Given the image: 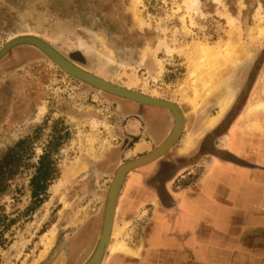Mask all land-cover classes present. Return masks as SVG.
Listing matches in <instances>:
<instances>
[{"label":"rangeland","instance_id":"1","mask_svg":"<svg viewBox=\"0 0 264 264\" xmlns=\"http://www.w3.org/2000/svg\"><path fill=\"white\" fill-rule=\"evenodd\" d=\"M221 1L200 0L203 13H194L188 10L185 0H140L138 4L132 0H0V47L11 36L36 34L67 59L99 77L176 102L186 123L175 144L187 147L203 134L207 139L197 151L203 158L199 154L193 157L200 161L193 167L194 173H189L190 180L203 181L210 176L206 161L210 160L212 142L216 139L218 145H226L223 132L229 111L234 107L233 111L245 117L241 116L238 123L241 135L259 133L262 128L251 130L250 124L259 118L264 120V107L251 111L246 107L264 100V41L260 42L257 33V27L264 25V0ZM257 10L262 15L260 21L255 17ZM219 11H228L234 17L242 29V45L250 55L230 66L220 88L209 93L201 105L192 107L185 99L186 94L190 95L186 55L199 42L224 41L229 27ZM161 41L177 51L168 54L164 44L159 47ZM130 78L134 82L128 84ZM227 96L231 101L217 118L223 124L211 129L219 120L206 124L207 118L216 113L217 103ZM128 101L69 75L30 44L16 45L0 59V157L9 154L19 139L27 138L16 149V173L8 177L0 192V264H81L90 255L98 238L114 168L141 155L131 151L143 135L142 131L138 136L133 134L137 121L129 113ZM189 127L198 130L195 135L190 134ZM56 138L60 145L52 143ZM45 150L50 151L56 172L40 195V203H34L30 178ZM76 162L83 163L82 171L54 192V183L66 167ZM190 168L181 172L186 174ZM167 174L165 170L159 173ZM180 174L169 182L173 192L182 189L180 181H176ZM155 205L141 204L135 209L127 205L125 216L124 208L118 205L113 226L126 222L122 237L137 250V255L139 248L144 250L148 229L154 227L153 221L147 222L145 213L166 209L164 199ZM179 211L176 208L174 214L179 215ZM249 228L244 225L241 237L250 233ZM51 229L55 230L52 245L36 261L44 249L43 234ZM112 238L110 235L101 263L123 264L118 262L126 257L132 264V255L124 257L122 253H114L105 261ZM170 240L177 245L182 241L178 234L171 235ZM211 246L207 238L187 260L196 264L202 250ZM235 247L236 263L230 264H244L243 245ZM257 254V259L264 258V254Z\"/></svg>","mask_w":264,"mask_h":264},{"label":"crops","instance_id":"2","mask_svg":"<svg viewBox=\"0 0 264 264\" xmlns=\"http://www.w3.org/2000/svg\"><path fill=\"white\" fill-rule=\"evenodd\" d=\"M214 103H217V99ZM127 104L131 108L129 113L137 121L133 134L138 136L142 131L143 138H138L135 142H144L145 147L136 151V154L142 155L151 151L167 136L173 126V114L166 108L141 105L131 100ZM233 108L229 111V120L223 132L226 145H218L216 139L212 142L210 160H204L210 167V176L203 181L190 180L189 173H194L193 167L200 161L198 157L203 158L197 151L207 143L205 134L200 139L196 137L195 142L187 147L175 144L168 157H161L138 167L126 176L117 201L124 208L123 216L127 205L135 209L141 204L154 207L161 199L166 203L163 212L161 209L145 211L147 222L153 221L154 227L147 231L144 250L139 248L138 255H132V264H190L187 257L196 254L207 238L212 246L202 250L201 258L196 264L236 263V244L244 247L241 253L246 259L244 264H263L264 258L257 259V253L264 254V242L256 241L258 238L264 239V120H261L262 129L259 133L251 131L241 135L238 123L243 115L240 111H233ZM217 120L219 121L209 128L223 124V121ZM189 128L192 135L198 131ZM218 140L221 141L219 138ZM196 155L198 157L194 159ZM188 166L191 167L189 171L182 173ZM162 170L169 172L168 177L161 178L159 173ZM179 174L176 181H180L182 189L173 192L169 189V182ZM125 186L126 198L122 195ZM176 208H180L181 212H177L179 215L174 214ZM117 214L118 206L114 219ZM244 225L250 227V233L245 232L244 237H241ZM176 233L182 240L178 245L170 240L171 235L175 236ZM151 236H160L161 242L150 243ZM122 254L124 257L130 255ZM125 259L127 261L118 263L130 264L126 257Z\"/></svg>","mask_w":264,"mask_h":264},{"label":"bare ground","instance_id":"3","mask_svg":"<svg viewBox=\"0 0 264 264\" xmlns=\"http://www.w3.org/2000/svg\"><path fill=\"white\" fill-rule=\"evenodd\" d=\"M134 4H138L140 0H132ZM216 3L221 4V0H214ZM188 10L191 12H201L200 0H185ZM219 14L222 18H224L229 27L226 38L221 44H209L206 42H199L196 44L193 51L186 55L188 62V70H187V86L190 91V95H187V91L183 94L185 95V99L192 107H198L201 105L205 97L213 92L217 91L220 88L221 81L224 77L226 70L242 61L245 57L250 55V52L245 49L242 45V29L237 26L234 22V17L227 11L222 12L219 11ZM258 21L261 20L262 15L257 10L256 16ZM258 37L260 42L264 41V25L257 27ZM29 34V33H27ZM24 35L18 34L15 36ZM37 36L36 34H32ZM11 36L9 39L15 37ZM165 45V50L168 54H172L177 51L176 47L169 46L164 43V41L159 42V47ZM159 65L160 62H159ZM134 80L130 78L128 84L133 83ZM264 93V90H263ZM256 95H253V99ZM231 101V97H223L217 103L216 113L213 116L207 118V124H211L218 117L222 115V113L226 110L229 103ZM255 107H264V100L256 103L255 106H251L249 111L254 109ZM44 107L40 108V112H42ZM250 128L252 130L258 131L262 128L261 120L256 119L252 121L250 124ZM145 147L143 142L136 143L135 147L131 151L142 150ZM82 162H76L72 165L65 168L62 173V177L59 178L53 185L52 189L54 192H58L61 187H65L71 179L77 176L83 169ZM122 190V187H121ZM120 190V192H121ZM120 194V193H119ZM122 195H127V187L123 189ZM118 206V203H117ZM126 226V222L123 226L114 225L113 229H111V235L113 238L109 243L108 252L105 255V261L114 253H126L130 255H137V250L133 249L128 243L123 239L122 235L124 233V229ZM55 230L51 229L43 234L44 239V249L41 251L39 257L36 261L42 257L48 249L52 245V241L54 240Z\"/></svg>","mask_w":264,"mask_h":264},{"label":"water","instance_id":"4","mask_svg":"<svg viewBox=\"0 0 264 264\" xmlns=\"http://www.w3.org/2000/svg\"><path fill=\"white\" fill-rule=\"evenodd\" d=\"M20 44H30L37 47L47 57H49L56 65L63 69L69 75L79 79L80 81L102 91L123 99L135 101L141 105H153L163 107L173 114V126L167 136L156 145L151 151L131 158L119 163L113 170L112 179L108 185L104 205L101 215V224L97 241L94 248L87 259L81 264H100L104 257L106 246L110 240L111 229L114 223L117 201L122 184L126 176L138 167L147 165L158 158L168 157L171 148L179 140L180 135L185 127L186 119L180 106L172 101L152 97L137 90L112 83L111 81L99 77L86 69H83L76 63L67 59L58 52L44 39L32 35L24 34L8 39L2 47H0V59L11 51L13 47Z\"/></svg>","mask_w":264,"mask_h":264},{"label":"trees","instance_id":"5","mask_svg":"<svg viewBox=\"0 0 264 264\" xmlns=\"http://www.w3.org/2000/svg\"><path fill=\"white\" fill-rule=\"evenodd\" d=\"M27 138L19 139L16 144L11 147L9 154L0 157V192L5 189L8 177H12L18 168L19 160L17 147L22 146ZM54 145H60V139L56 138ZM56 172L54 161L51 159L50 151L45 150L38 159V167L30 178L31 196L34 203H40V195L45 193L47 183L53 178ZM2 241H0V244Z\"/></svg>","mask_w":264,"mask_h":264},{"label":"flooded vegetation","instance_id":"6","mask_svg":"<svg viewBox=\"0 0 264 264\" xmlns=\"http://www.w3.org/2000/svg\"><path fill=\"white\" fill-rule=\"evenodd\" d=\"M165 171H166V170H165ZM166 173H167V172H166ZM163 174H164V173H163ZM168 174H169V172H168ZM168 174H167V175H168ZM167 175H162V176L160 175V176H161V178L164 179L165 177H168ZM161 180H162V179H161ZM164 198H165V197H164ZM154 231H155V230H154ZM161 231H163V230H161ZM159 238H160V236L157 237V238H154V237L151 236V239H150L149 242H150V243L158 242ZM86 259H87V258H86ZM86 259H85V260H86Z\"/></svg>","mask_w":264,"mask_h":264}]
</instances>
